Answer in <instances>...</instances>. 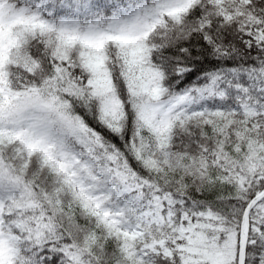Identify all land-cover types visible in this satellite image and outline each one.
<instances>
[{
	"label": "snow or ice",
	"instance_id": "6c2138e0",
	"mask_svg": "<svg viewBox=\"0 0 264 264\" xmlns=\"http://www.w3.org/2000/svg\"><path fill=\"white\" fill-rule=\"evenodd\" d=\"M0 264H264V0H0Z\"/></svg>",
	"mask_w": 264,
	"mask_h": 264
}]
</instances>
